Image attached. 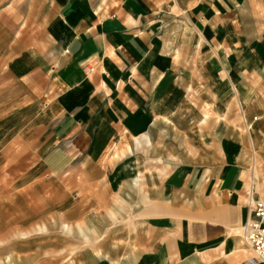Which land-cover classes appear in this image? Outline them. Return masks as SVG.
Masks as SVG:
<instances>
[{
	"label": "crops",
	"instance_id": "1",
	"mask_svg": "<svg viewBox=\"0 0 264 264\" xmlns=\"http://www.w3.org/2000/svg\"><path fill=\"white\" fill-rule=\"evenodd\" d=\"M0 60L39 96L0 127L34 110L39 171L133 212L135 231L117 232L134 246L86 248L84 263L248 264L239 233L264 198V124L248 141L235 124L264 80V0H0Z\"/></svg>",
	"mask_w": 264,
	"mask_h": 264
},
{
	"label": "rangeland",
	"instance_id": "2",
	"mask_svg": "<svg viewBox=\"0 0 264 264\" xmlns=\"http://www.w3.org/2000/svg\"><path fill=\"white\" fill-rule=\"evenodd\" d=\"M1 60L2 126L13 117L22 116L29 106L34 108L39 96L28 85L9 84L5 60ZM250 96V100H245L247 108H244V116L235 124L246 140L248 131L253 138L256 124H264V80ZM29 111L31 116H28L25 124L22 118L17 121L22 122V127H16V132L10 130L11 127H0V264H86L83 260L86 248H93L103 259L118 258L116 249L119 244L134 246V240L120 243L117 232L122 230L125 235L127 230L130 234L135 231L132 229L133 212L121 199L104 202L102 197L85 194L78 198L69 196L53 176L45 174L44 170L41 173L39 166L33 163L34 156L25 148L28 129L39 121L37 112ZM254 151L258 176L263 177L264 167L258 159L256 144ZM94 200H98L99 206H95ZM109 202L113 207L108 210L113 211L106 212L103 205ZM113 213L116 214L115 218L109 216ZM105 218L110 221L117 218L119 221L106 227L103 224ZM61 222L73 226L74 231H65Z\"/></svg>",
	"mask_w": 264,
	"mask_h": 264
},
{
	"label": "built area",
	"instance_id": "3",
	"mask_svg": "<svg viewBox=\"0 0 264 264\" xmlns=\"http://www.w3.org/2000/svg\"><path fill=\"white\" fill-rule=\"evenodd\" d=\"M239 235L246 252L250 255L247 263H264V198L254 202L251 216Z\"/></svg>",
	"mask_w": 264,
	"mask_h": 264
}]
</instances>
